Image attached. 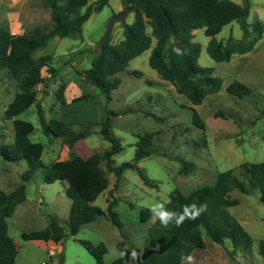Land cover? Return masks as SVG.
<instances>
[{
  "label": "rangeland",
  "instance_id": "rangeland-1",
  "mask_svg": "<svg viewBox=\"0 0 264 264\" xmlns=\"http://www.w3.org/2000/svg\"><path fill=\"white\" fill-rule=\"evenodd\" d=\"M233 1L240 3L242 0ZM248 2L246 21L258 18L263 30L260 38L245 53H233L227 60H213L205 49L207 36L202 27H197L193 38L199 43L196 60L201 66H210L211 74L218 76L221 83L216 92L206 94L196 104L177 93L171 82L160 78L148 65V48L127 62L126 68L136 69L139 74L125 69L115 73L119 82L110 90L108 99L93 84L84 80L82 70L96 49L107 19L122 9L120 0H108L98 11L91 12L74 36H51L45 45L33 50L34 57L48 54L46 62L56 68L54 75L47 76L43 65L41 70L47 79L44 84L35 86L42 102L43 115L48 116L49 109L56 103L54 91L57 86L60 83L70 86L67 95L73 96L67 104L69 118L79 122L72 124V128L87 131L84 142L76 141L77 150L99 151L108 146V141L98 133L96 123V117L104 115V108L117 111V114L110 115L109 120V131L121 145L111 155L113 164L132 157L135 133L153 131L152 143L157 148L156 152L137 161L145 175L155 181V186L144 184L137 172L127 167L113 187V174L105 172L108 188L116 198L115 210L122 222L121 233L106 217L99 215L82 223L73 235H65L58 243H51L55 248L49 257L53 264H95L91 254L79 243L80 238L104 243L103 263L121 256L124 264H137L132 248L136 251L141 249L150 224L148 219L139 220L137 213L141 206L163 205L173 187L188 193L194 187L210 184L216 173L223 169H231L240 177L238 164L242 161H264V0ZM130 19L131 12L127 11L124 20ZM17 22V26L13 25ZM119 23L113 21L111 25V42L121 37ZM0 25L15 32H27L35 25L46 28L49 25L48 9L42 6L40 0H0ZM228 35H240L234 20L221 25L214 37L223 39ZM69 79L74 80L69 82ZM233 80L245 84L248 92L241 96L228 93L225 86ZM15 90V79L5 68L0 69V143L12 139L11 119L5 117L3 110ZM81 93H86V96L72 99ZM191 108L199 114L203 128L191 123ZM53 110L56 111L55 108ZM144 111L159 115L161 119L156 120ZM16 117L32 122L35 130L29 137L42 143L40 158L47 164L55 157L48 152V148L56 150L61 142L58 143L57 139V142H51L54 137H47L39 131L33 105ZM175 156L192 160L194 168L186 174L179 173ZM25 166L24 159L10 161L0 157V188L7 191L19 183ZM43 170V167L37 168L24 181V199L16 203L12 213L5 218L7 233L16 247L14 264H40L49 256L45 245L50 242L25 240L20 237V232L44 227L49 215H54L62 225L67 221L70 199L64 193V181L55 179L45 182L42 179ZM258 192L256 188L250 193L236 189L228 193L230 197L237 198V203L227 206V210L249 234L247 248L232 249L226 238L221 244L216 243L202 231L205 246L193 249L187 256L192 259H184L180 264H264V257L258 252V241H264V202L259 201ZM106 196V191L105 195L99 193L92 203L104 208Z\"/></svg>",
  "mask_w": 264,
  "mask_h": 264
},
{
  "label": "trees",
  "instance_id": "trees-1",
  "mask_svg": "<svg viewBox=\"0 0 264 264\" xmlns=\"http://www.w3.org/2000/svg\"><path fill=\"white\" fill-rule=\"evenodd\" d=\"M40 2L48 9V27L35 25L27 32L15 33L0 25V69L5 68L15 79L16 85L12 98L3 110L5 117L11 119L12 139L0 143V157L10 161L24 159L26 164L20 173L19 183L7 191L0 188V264H14L16 247L7 233L5 218L12 213L15 204L24 199V181L37 168H44L42 179L45 182L55 179L66 182L64 193L69 197L70 203L65 225L60 224L54 215H49L44 227L20 232V237L25 240L59 241L65 235H73L82 223L99 215L106 217L121 233L122 222L113 207L116 198L112 195L111 188H106L108 181L105 172L113 174V187L117 185L123 169L127 167L134 169L144 184L156 185L137 164L141 157L157 151L152 143L153 131L135 133L132 157L113 164L111 155L121 145L109 131V120L110 115L117 114V111L104 108V115L96 123L98 133L108 141V146L81 158L72 148V143L83 137L87 131L76 130L56 117L45 118L40 100L36 97L35 86L44 84L48 75H54L56 68L46 62L48 54L34 57L33 50L45 45L51 36H74L88 15L98 11L108 0ZM120 3L122 6L127 5L128 12H131L129 21L119 23L121 37L111 42L108 33L102 46L97 51H92L89 65L82 70L84 80L93 84L105 99L109 98L110 90L119 82L115 73L125 69L139 74L136 69L126 68L127 62L149 48L147 63L156 74L171 82L175 91L183 94L189 102L199 103L206 94L219 89L221 80L211 74L210 66L198 64L196 58L199 43L191 38V30L202 27L204 35L208 36L205 45L208 55L213 60H227L232 53L251 49L263 29L258 18L246 21L248 0L240 3L233 0H120ZM231 20L238 24L239 37L228 35L223 39H216L214 34L221 25ZM43 65L47 69V76L41 74ZM62 88L63 83H60L54 91L59 101H63ZM225 90L241 96L249 88L233 80L225 86ZM85 96L86 93H81L72 99ZM31 105L35 108L39 131L47 137H59L67 145L66 158L55 159L47 164L41 160L42 143L29 137L34 129L32 122L16 117ZM144 113L156 120L161 119V116L150 111ZM190 121L199 128L204 126L194 108L190 111ZM175 159L179 163V173L186 174L195 166L192 160L180 156H175ZM238 169L240 177L233 174L231 169H223L216 173L212 183L194 187L188 193H183L176 187L171 188L163 203V210L180 214L183 206L195 203L197 206L206 205V211L195 219L185 218L179 226L174 220L165 226L155 217L147 227V236L141 249L136 251L132 248L135 262L179 264L182 254L187 257L193 249L205 246L202 231L216 243L221 244L226 238L232 249L247 248L250 243L249 234L227 210V206L237 203V198L230 197L228 193L231 189L250 193L257 188L258 199L264 202V161H242L238 164ZM105 188L107 196L105 206L101 208L91 201ZM150 213L151 207L141 206L138 209L139 220H147ZM78 241L91 254L95 264H124L121 256L106 263L102 262V255L106 251L102 241L93 243L83 238ZM258 252L264 257V241L261 239L258 241Z\"/></svg>",
  "mask_w": 264,
  "mask_h": 264
},
{
  "label": "crops",
  "instance_id": "crops-1",
  "mask_svg": "<svg viewBox=\"0 0 264 264\" xmlns=\"http://www.w3.org/2000/svg\"><path fill=\"white\" fill-rule=\"evenodd\" d=\"M238 3V2H237ZM17 24H18V22L17 23H14L13 25H16L17 26ZM8 29H9V31L10 32H15V31H13L11 28H9L8 27ZM196 30H197V27L196 28H193L192 30H191V33H192V39L194 38V34H195V32H196ZM263 30V29H262ZM15 33H19V32H15ZM262 33V32H261ZM261 36V35H260ZM239 37V36H238ZM260 38V37H259ZM207 39H208V36H207ZM152 42H153V39H152ZM207 42V41H206ZM248 51V50H247ZM247 51H245V52H247ZM148 52H149V48H148ZM245 52H242V53H245ZM233 54V53H232ZM147 55H148V53H147ZM88 65H89V61H88ZM87 65V66H88ZM86 66V67H87ZM86 67H84V68H86ZM40 71H41V74H43L42 73V70L40 69ZM48 75V74H47ZM82 76H83V74H82ZM70 81L69 82H73V80L74 79H69ZM65 84V85H64ZM63 84V89L64 90H62V99H63V101H59V100H56V103L54 104V106L52 107V108H50L49 109V114H48V116L47 115H44V117L45 118H49V117H56V118H59V119H61V120H63V121H65L67 124H71V126H72V124L74 125L75 123H79V122H76V120L74 119H71V118H69V109H68V106H67V104L69 103V99H70V97H72L73 95H67V93H69V92H67V91H69L68 89H69V84L68 83H64ZM36 97L37 98H39L38 96H37V94H36ZM40 105H41V107H42V102L40 101ZM65 105V106H64ZM56 109V111L55 110H53V109ZM51 112V113H50ZM54 112V113H53ZM57 112V113H56ZM97 121L101 118V115L99 114L97 117ZM96 121V122H97ZM33 130H35V128L33 129ZM55 139H54V141H51V142H57V140H58V143L59 142H61V140H60V138L59 137H54ZM83 138H84V136L83 137H80V138H78V139H76L73 143H72V148L74 149V151L81 157V158H84V157H86L88 154H90L92 151L91 150H84V151H82V150H77V148H76V141L77 140H79V141H83L84 142V140H83ZM57 139V140H56ZM50 141V140H49ZM42 149H43V145H42ZM48 152L50 153V154H54L55 155V157L52 159V160H55V159H64V158H66L67 157V152H68V147H67V145L65 144V143H59L58 144V146H56V150L54 149V148H52V147H49L48 148ZM51 160V161H52ZM50 162V161H49ZM48 162V163H49ZM108 181V180H107ZM65 184H66V182L64 181V186H65ZM106 188H108V183H107V187ZM106 188L101 192V193H103L104 195H105V191H106ZM63 190H64V187H63ZM104 198V197H103ZM105 199V198H104ZM94 200V199H93ZM92 200V201H93ZM91 201V202H92ZM69 203H70V201H69ZM15 207V206H14ZM69 207V206H68ZM114 209H115V204H114ZM160 210V209H159ZM158 210V211H159ZM138 214V213H137ZM155 217L156 216H154V214L152 213V211H151V213H150V215L148 216V220L150 221V223L155 219ZM6 230H7V225H6ZM35 241H43V242H50L49 244H47V245H45V249L47 250V254L49 253V251H52L53 249H55L54 248V246H52V244H55V243H58L59 241H53V240H49V239H47V240H35ZM52 243V244H51ZM16 254V253H15ZM183 261V260H182ZM181 261V262H182ZM180 262V263H181ZM179 263V264H180Z\"/></svg>",
  "mask_w": 264,
  "mask_h": 264
},
{
  "label": "clouds",
  "instance_id": "clouds-1",
  "mask_svg": "<svg viewBox=\"0 0 264 264\" xmlns=\"http://www.w3.org/2000/svg\"><path fill=\"white\" fill-rule=\"evenodd\" d=\"M157 209H160L159 211ZM164 206L160 203H155L151 207V211L154 214V216L158 217L160 222L167 226L170 222L173 220L175 221V224L179 226L185 218L188 219H195L197 218L202 212L206 211V205H200L197 206L195 203L191 205H185L183 206V212L180 214L169 212L163 210ZM182 260L188 259L191 260L192 257H184L182 254Z\"/></svg>",
  "mask_w": 264,
  "mask_h": 264
},
{
  "label": "water",
  "instance_id": "water-1",
  "mask_svg": "<svg viewBox=\"0 0 264 264\" xmlns=\"http://www.w3.org/2000/svg\"><path fill=\"white\" fill-rule=\"evenodd\" d=\"M128 6L127 5H123L122 9L120 11H118L117 13L111 14L110 17L107 19L103 31L100 34L97 42H96V51L102 46L103 42L105 41L109 30L111 28V25L113 23V21H119V22H123L124 21V16L126 14V12L128 11Z\"/></svg>",
  "mask_w": 264,
  "mask_h": 264
},
{
  "label": "built area",
  "instance_id": "built-area-1",
  "mask_svg": "<svg viewBox=\"0 0 264 264\" xmlns=\"http://www.w3.org/2000/svg\"><path fill=\"white\" fill-rule=\"evenodd\" d=\"M50 254H52V251H49V253H48L49 256H47L48 258L46 260H44V261H41L40 264H53L51 262L50 258H49L50 257Z\"/></svg>",
  "mask_w": 264,
  "mask_h": 264
}]
</instances>
